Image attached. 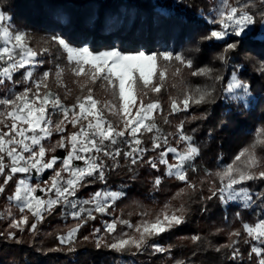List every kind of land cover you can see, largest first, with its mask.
I'll return each mask as SVG.
<instances>
[{
    "label": "snow or ice",
    "instance_id": "1",
    "mask_svg": "<svg viewBox=\"0 0 264 264\" xmlns=\"http://www.w3.org/2000/svg\"><path fill=\"white\" fill-rule=\"evenodd\" d=\"M205 20L213 27L199 41L225 42L215 57L222 66L219 69L197 66L182 52L117 46L95 50L88 45L75 46L59 34L41 37L43 44L34 46L31 32L14 25L6 0H0V196L9 202L0 219L5 213L11 218L0 237L21 244L24 241L18 233L37 235L38 226L60 209L62 216L76 222L56 237L69 252L75 251L80 230L100 215L113 218L104 220L102 229L95 228L82 237L96 249L132 256L149 249L151 255L170 254L172 246H161L155 238L187 222L190 202L199 203L200 211L205 212L207 202L216 200L225 209L232 204L251 209L257 219L246 222L236 211L233 220L241 227L231 229L224 244L213 245L200 234L182 239H190L197 248L206 243L216 253L227 249L233 264L245 259L240 248L243 243L249 246L247 259L264 264V187L255 188L258 183L264 185V123L230 162L218 157L215 170L197 164L203 155V146L197 141L200 129L186 127L206 121L207 106L221 104L228 113L243 114L257 102L252 82L242 77L243 64L231 61L254 33L259 32V42H264V0H216ZM231 37L235 39L226 42ZM190 51L199 52L200 48ZM185 71L204 82L192 84ZM256 71L264 76V61ZM162 92L168 95L167 108L160 98ZM194 107L205 111L189 116ZM181 114L183 119H179ZM225 123L221 120L218 127ZM54 134L59 139L52 142ZM207 135L214 138L213 130ZM57 149H63L65 155H54ZM144 166L160 173L152 178L153 192L159 191L166 179L183 187L154 216L147 209L139 212L141 219L134 224L114 215L117 202L127 192L126 185L109 187V176L126 169L135 179L136 169ZM48 170L52 175L42 180ZM201 172L202 176L192 178ZM10 181L14 188L8 194ZM97 182L105 187L86 199L77 196L82 188ZM173 201H179L178 205ZM223 231L217 228L211 235ZM175 264L185 261L176 260Z\"/></svg>",
    "mask_w": 264,
    "mask_h": 264
},
{
    "label": "trees",
    "instance_id": "2",
    "mask_svg": "<svg viewBox=\"0 0 264 264\" xmlns=\"http://www.w3.org/2000/svg\"><path fill=\"white\" fill-rule=\"evenodd\" d=\"M215 3L216 0H6L7 10L13 17L14 25L31 32L35 38L34 46L37 42L43 44L41 37L59 34L75 46L88 45L95 50L117 46L124 50L143 48L148 51L182 52L192 57L197 66L210 65L219 69L222 66L215 57L222 51L225 42L199 41V37L213 27L206 22L205 17ZM258 38L259 32L245 39L239 51L233 54L231 61L243 64L242 77L252 82L253 95L258 98L252 109L238 114L235 111L226 112L221 104L207 106L209 116L206 121L198 120L186 125L188 129H200L197 141L203 146V155L198 159V165L215 170L218 157H222L225 163L230 162L239 149L251 140L256 127L264 123V76L258 75L256 71L260 62L264 61V42H259ZM234 39L235 37H231L226 42H232ZM195 47H199L200 51H190ZM185 76L194 85L204 82L203 78L191 77L187 71ZM160 98L167 108V93L162 92ZM67 102L71 103L72 98ZM203 111L204 107H194L188 115H200ZM183 118L184 114H181L179 119ZM221 120L226 123L223 127H218ZM165 128L167 129V126ZM209 129L213 130L214 138L207 135ZM71 130L69 125V131ZM58 139L59 135L54 134L52 142ZM53 154L63 157L65 152L63 149H57ZM159 174L147 166L136 169L135 179L130 178L131 174L126 169L112 173L108 186L115 189L126 185L127 192V196L117 202L114 215H122L134 224L141 219L138 213L144 209L154 216L177 189L183 187L180 182L166 179L161 189L153 192L152 178ZM50 175L52 172L48 170L41 179L45 180ZM202 175V172L192 174V178L196 179ZM2 179L0 177V182ZM104 187L99 182L93 183L82 188L77 196L86 199ZM260 187L264 185H255L256 190ZM13 188L14 184L10 181L7 193L10 194ZM207 194L205 189L204 195ZM198 199V196L193 197L195 201ZM178 203L179 201H173L174 205ZM8 205L6 196H0V212H4ZM190 207L186 223L155 238V243L161 246H172L170 254L151 255L149 249L132 256L128 253L118 254L107 248L96 249L94 243L83 241L82 237L92 233L95 228L102 229L103 221L113 218L100 215H97L96 220L88 221L80 230V240L74 246L75 251L69 252L68 247L60 245L56 237L76 222L71 217L62 216L61 210L57 209L38 226L37 235L33 236L27 231L18 233L24 241L21 244L0 237V264H175L176 260H184L185 264H233L226 255L227 249L216 253L208 249L206 243L197 248L190 239L182 238L200 234L213 245L227 243V233L233 228L241 227L239 221L233 220L235 212L240 211L243 219L250 223L257 219L256 213L251 209L238 208L235 204L225 209L216 200L207 202L205 212L200 211L201 205L197 202H190ZM11 210L15 216H19L14 206ZM225 216L228 217L227 221ZM10 219L5 213V218L0 219V231L7 228ZM217 228L224 231L211 235ZM119 230L118 226L117 231ZM124 231L129 230L124 228ZM55 248L62 250L49 251ZM240 248L245 254V259L240 264H255V258L252 261L247 259L249 246L241 243ZM194 251L196 255H193Z\"/></svg>",
    "mask_w": 264,
    "mask_h": 264
},
{
    "label": "rangeland",
    "instance_id": "3",
    "mask_svg": "<svg viewBox=\"0 0 264 264\" xmlns=\"http://www.w3.org/2000/svg\"><path fill=\"white\" fill-rule=\"evenodd\" d=\"M77 163H79V162H77ZM80 163H82V162H80Z\"/></svg>",
    "mask_w": 264,
    "mask_h": 264
}]
</instances>
